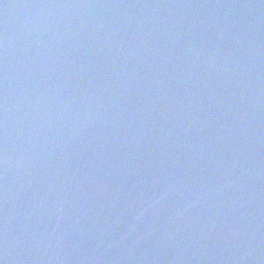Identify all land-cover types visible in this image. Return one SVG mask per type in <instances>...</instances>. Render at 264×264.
<instances>
[{
	"label": "water",
	"instance_id": "water-1",
	"mask_svg": "<svg viewBox=\"0 0 264 264\" xmlns=\"http://www.w3.org/2000/svg\"><path fill=\"white\" fill-rule=\"evenodd\" d=\"M0 264H264V0H0Z\"/></svg>",
	"mask_w": 264,
	"mask_h": 264
}]
</instances>
